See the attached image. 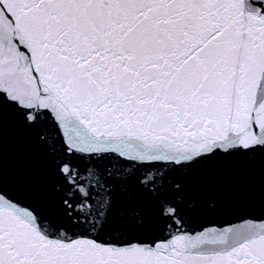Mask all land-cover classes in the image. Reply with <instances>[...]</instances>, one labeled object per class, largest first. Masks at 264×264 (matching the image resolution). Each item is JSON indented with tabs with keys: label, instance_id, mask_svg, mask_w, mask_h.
Returning <instances> with one entry per match:
<instances>
[{
	"label": "snow or ice",
	"instance_id": "1",
	"mask_svg": "<svg viewBox=\"0 0 264 264\" xmlns=\"http://www.w3.org/2000/svg\"><path fill=\"white\" fill-rule=\"evenodd\" d=\"M0 264H264V0H0Z\"/></svg>",
	"mask_w": 264,
	"mask_h": 264
}]
</instances>
